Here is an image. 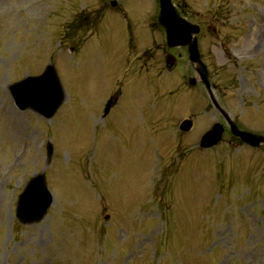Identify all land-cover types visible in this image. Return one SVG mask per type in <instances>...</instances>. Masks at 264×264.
I'll use <instances>...</instances> for the list:
<instances>
[{
    "label": "rangeland",
    "instance_id": "1",
    "mask_svg": "<svg viewBox=\"0 0 264 264\" xmlns=\"http://www.w3.org/2000/svg\"><path fill=\"white\" fill-rule=\"evenodd\" d=\"M186 1L205 29L200 47L215 97L242 128L264 132V0ZM28 3L35 0H0V264H264V153L225 143L196 155L193 136L222 121L205 91L189 89L180 101L122 72L129 31L145 32L154 0H124L123 15L104 5L102 31L75 54L73 43L60 47L59 40L91 33L83 14L89 1L69 0L73 12L64 18L49 14V3ZM252 23V36L242 40ZM234 52L245 62L234 61ZM50 60L66 100L45 120L19 111L8 87L42 73ZM118 89V105L102 119L101 106ZM173 99L195 114L191 139H180L178 115L172 139L148 132L146 116L170 111ZM10 110L24 136L10 125ZM149 118L166 134L160 116ZM154 145L160 161L153 169ZM43 172L52 207L40 223L23 226L17 198Z\"/></svg>",
    "mask_w": 264,
    "mask_h": 264
},
{
    "label": "water",
    "instance_id": "2",
    "mask_svg": "<svg viewBox=\"0 0 264 264\" xmlns=\"http://www.w3.org/2000/svg\"><path fill=\"white\" fill-rule=\"evenodd\" d=\"M110 4L114 7L116 5L115 0H111ZM159 6L160 12L157 23L164 28L169 47L187 46L190 61L192 63H200L196 40H192V35L198 32V28L186 22L178 15L175 7L171 4V0H159ZM203 70V84L209 88L207 73L204 67ZM10 91L19 109L25 110L30 108L45 118H51L63 101V92L52 66H49L40 77L27 78L11 86ZM213 103L220 113L226 117L231 133L234 136L254 147L259 146L261 142L264 143L263 137L240 131L229 120L226 113L214 99ZM183 127L187 129L189 124L184 123ZM222 132V128L216 125L202 138L201 146L208 148L217 144L221 139ZM51 203L52 197L46 188L44 176H36L28 183L19 198L16 218L22 224L38 222L43 218Z\"/></svg>",
    "mask_w": 264,
    "mask_h": 264
},
{
    "label": "bare ground",
    "instance_id": "3",
    "mask_svg": "<svg viewBox=\"0 0 264 264\" xmlns=\"http://www.w3.org/2000/svg\"><path fill=\"white\" fill-rule=\"evenodd\" d=\"M9 114L12 117V119L9 121L10 125L16 130V132L24 136L25 131L23 124L20 122L21 120L17 117V115H15L13 110H10Z\"/></svg>",
    "mask_w": 264,
    "mask_h": 264
}]
</instances>
